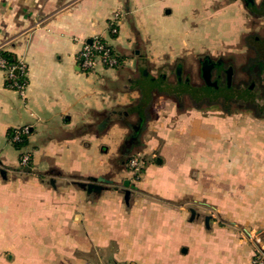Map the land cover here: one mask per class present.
Listing matches in <instances>:
<instances>
[{
    "label": "crops",
    "instance_id": "0c3cea01",
    "mask_svg": "<svg viewBox=\"0 0 264 264\" xmlns=\"http://www.w3.org/2000/svg\"><path fill=\"white\" fill-rule=\"evenodd\" d=\"M252 1L0 0V47L28 81L21 96L0 69V264H251L253 237L264 246V113L193 103L169 68L184 76L175 62L264 18ZM96 35L116 67H80Z\"/></svg>",
    "mask_w": 264,
    "mask_h": 264
},
{
    "label": "rangeland",
    "instance_id": "374dc122",
    "mask_svg": "<svg viewBox=\"0 0 264 264\" xmlns=\"http://www.w3.org/2000/svg\"><path fill=\"white\" fill-rule=\"evenodd\" d=\"M242 5L245 4L243 0H239ZM244 15H246L245 10H240ZM247 16V15H246ZM263 23L261 24V22ZM246 26L243 27H234L229 33L230 36H225L222 41V38H217L218 43H215L218 48L208 51H204L201 54H193L188 59L178 60L175 63H182L185 67L186 74L187 72H191L192 82L195 84H201L202 80L198 76V61L199 59L207 54L210 57H222L225 61H232L233 66L235 68V85H241V88H249L251 84H253V89L256 93L257 105L256 103H251L249 107L253 111H258L260 113H264V57L261 58L259 53L256 51V43H254L257 38H264V18L261 16L255 18H248L246 21ZM257 60L263 61L262 64L255 63ZM262 65V66H261ZM177 64H174L169 68L170 79L174 80V69ZM152 68V67H151ZM153 71L155 73H161L166 71V69L159 67L154 68ZM253 74L252 78L250 75ZM238 86L236 87V89ZM261 89L259 93L258 90ZM263 98H259V96ZM221 100L222 97H219ZM221 105L222 102H219ZM211 105V104H209ZM225 111L228 110H236L240 105H247V103H242L240 101L234 99H228V101L224 102ZM128 165V163H127Z\"/></svg>",
    "mask_w": 264,
    "mask_h": 264
},
{
    "label": "built area",
    "instance_id": "2783aa9c",
    "mask_svg": "<svg viewBox=\"0 0 264 264\" xmlns=\"http://www.w3.org/2000/svg\"><path fill=\"white\" fill-rule=\"evenodd\" d=\"M117 18L118 15L114 14L112 20L109 22V30L112 33L117 32ZM0 50H2V47H0ZM78 59L80 67L89 72L99 67L114 68L120 62L119 54L116 50L99 35L82 42ZM0 69L5 74L6 85L16 90L21 96H24L28 83L26 63L22 60H17L16 63L10 64L4 57L0 56ZM28 133V126L15 128L10 135V141H21L22 137L27 136ZM29 159V154L23 152L20 159L21 165L26 166L29 163ZM142 166L143 161L140 156L135 155L129 158L128 167L136 180L140 178ZM253 240L256 242V245L252 252L251 264H264V246L260 244V241L256 237H253Z\"/></svg>",
    "mask_w": 264,
    "mask_h": 264
},
{
    "label": "water",
    "instance_id": "95a60500",
    "mask_svg": "<svg viewBox=\"0 0 264 264\" xmlns=\"http://www.w3.org/2000/svg\"><path fill=\"white\" fill-rule=\"evenodd\" d=\"M245 3L249 9L254 11V5L252 0H245ZM258 42H256V51L259 53V56L261 58L264 57V40H258L255 39ZM177 77L180 80L181 79V67H178L176 70ZM144 75H147L146 70L143 71ZM189 90L188 93L192 97L193 100H199L202 98H208L210 101L216 100L219 97H222V99H234L237 101H240L242 103L246 101H253L257 105H259L256 98V93L253 89V84L249 86V88H239L235 89L231 86L230 79H228L227 84L225 86H218L217 83H211L209 80H207L206 85L194 88L191 86H188ZM258 92H261V89L258 90ZM263 98L261 95L259 98ZM98 181H101L102 178L97 179ZM83 186H86L87 191H99L101 189V186L98 183L94 182H88V183H82ZM128 197V191L125 192V199Z\"/></svg>",
    "mask_w": 264,
    "mask_h": 264
},
{
    "label": "flooded vegetation",
    "instance_id": "af4514ba",
    "mask_svg": "<svg viewBox=\"0 0 264 264\" xmlns=\"http://www.w3.org/2000/svg\"><path fill=\"white\" fill-rule=\"evenodd\" d=\"M263 61L257 60L255 63H261ZM262 66V65H261ZM178 67L175 68V72ZM176 74V73H175ZM177 75H175L176 77ZM188 76V77H187ZM198 76L202 80L201 84H195L192 82V75L191 72L184 71V76H181L180 80L189 82L194 87H202L206 85L207 80H209L211 83H217L218 86H225L227 84L228 79H230L231 86L236 88L237 86L241 85H235V68L233 66L232 61H225L222 57H210L209 55H203L198 61ZM253 74L250 75L252 78ZM178 78V77H177ZM188 78V79H187ZM179 80V79H178ZM220 98L210 101L208 98H203L201 100H190L193 103H196L198 105L202 104H219V102H226L228 100L221 99Z\"/></svg>",
    "mask_w": 264,
    "mask_h": 264
},
{
    "label": "trees",
    "instance_id": "16d2710c",
    "mask_svg": "<svg viewBox=\"0 0 264 264\" xmlns=\"http://www.w3.org/2000/svg\"><path fill=\"white\" fill-rule=\"evenodd\" d=\"M0 56L4 57L7 60V62L10 63V64L17 62L16 57H14V55L12 53H10V52H8L6 50H3V49L0 50ZM226 100H228V99H226ZM12 144H13V146L16 149L22 150L25 147V145H26V136H23L22 139H21V141H15V142H12ZM142 170H143V166H142L141 172H142Z\"/></svg>",
    "mask_w": 264,
    "mask_h": 264
}]
</instances>
